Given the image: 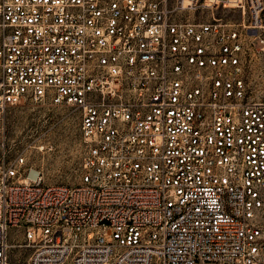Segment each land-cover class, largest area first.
I'll list each match as a JSON object with an SVG mask.
<instances>
[{
  "label": "built area",
  "instance_id": "built-area-1",
  "mask_svg": "<svg viewBox=\"0 0 264 264\" xmlns=\"http://www.w3.org/2000/svg\"><path fill=\"white\" fill-rule=\"evenodd\" d=\"M23 99L79 111L78 183ZM0 264H264V0H0Z\"/></svg>",
  "mask_w": 264,
  "mask_h": 264
},
{
  "label": "rangeland",
  "instance_id": "rangeland-1",
  "mask_svg": "<svg viewBox=\"0 0 264 264\" xmlns=\"http://www.w3.org/2000/svg\"><path fill=\"white\" fill-rule=\"evenodd\" d=\"M7 133L10 143L24 150L28 164L42 170L46 182H79L82 141L77 109L23 99L10 108ZM20 253L24 258L27 252Z\"/></svg>",
  "mask_w": 264,
  "mask_h": 264
}]
</instances>
